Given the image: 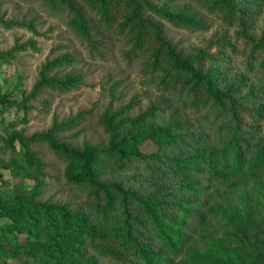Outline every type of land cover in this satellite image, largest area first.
<instances>
[{
  "label": "rangeland",
  "instance_id": "374dc122",
  "mask_svg": "<svg viewBox=\"0 0 264 264\" xmlns=\"http://www.w3.org/2000/svg\"><path fill=\"white\" fill-rule=\"evenodd\" d=\"M72 2L90 28L91 43L71 28L69 11L58 3L0 0V264L55 263L54 258L15 255L29 237L17 233L19 214L9 202L24 197L66 207L73 214L93 202L87 189L66 182L67 162L61 156L44 143L29 142L54 125L75 121L70 130L53 135L59 144L81 150L87 143L106 152L110 136L100 123L104 116L134 120L151 112L153 120L146 118L147 124L165 128L176 120L192 138H209L213 149L219 150L237 135L264 155V52L260 48L264 0H231L237 11L231 17L209 0H149L202 26L196 30L143 13L183 59L198 57L197 66L237 105L239 123L217 113L210 103L201 109L185 106L179 88L160 89L161 71L153 67L157 45L145 37L136 47L133 35L119 27L124 12L119 11L113 25L106 27L85 4ZM61 57H70L73 63L47 72L46 77L62 81L72 75L77 84L65 92L42 87L30 96L44 65ZM132 133L139 135L137 129ZM136 143L151 159L139 160L124 171L112 163L98 183L123 185L144 199L167 201L174 187V176L167 177L172 160L185 164L184 175L195 185L201 205H192L194 196L187 195L193 213L184 220L182 231L189 243L187 259L185 254L172 258L175 264H264V173L251 179L214 178L204 164L168 157L147 138L139 136ZM30 155L40 175L30 166ZM87 251L96 264H122L100 245Z\"/></svg>",
  "mask_w": 264,
  "mask_h": 264
},
{
  "label": "trees",
  "instance_id": "16d2710c",
  "mask_svg": "<svg viewBox=\"0 0 264 264\" xmlns=\"http://www.w3.org/2000/svg\"><path fill=\"white\" fill-rule=\"evenodd\" d=\"M72 1L46 0L51 5L58 3L66 7L71 15V28L81 39L91 43L90 28ZM78 1L96 13L100 24L106 27L113 25L119 11L124 12V21L119 27L127 29L133 35L136 47L140 46L145 37L153 39L157 45L153 67H158L161 71V77L157 80L160 89L179 88L178 93L185 106L201 109L210 103L216 106L217 113L227 114L231 120L239 123L237 105L218 89L211 75L197 66L200 62L198 57L183 59L165 41L159 27L145 19L143 13L147 11L173 26L187 30L202 29L201 25L181 14H171L157 8L149 0ZM209 1L215 6L219 4L220 11L227 17L237 12L234 11L235 6L231 0ZM260 48L264 52V45ZM72 63L70 57H61L44 65L39 82L30 96H35L42 87L60 92L70 90L77 84V77L68 75L61 81L48 79L46 73ZM117 117L116 114L104 116L100 121L110 136V147L106 152L87 143L82 145L81 150L59 144L53 135L70 130L75 125L73 120L54 125L47 134L29 140L44 143L52 152L61 156L67 162L66 182L87 189L93 202L87 203L84 209H78L75 214L66 207L38 204L24 197H17L9 202L8 206L15 208L19 214L17 233L29 237L24 245L14 251L15 255L54 258V264H96L88 257L87 247L100 245L114 258L122 260V264H175L172 258L184 257V254L187 259L185 249L189 243L182 231L185 228L184 220L193 213L188 209L186 198L189 194L194 196L191 201L194 206H200L201 201L198 191L194 190L195 185L189 183L184 175L185 164L180 165V161L172 160L173 169L167 177L174 176V187L170 188L172 199L167 201L144 199L123 185L98 183V179L110 165L112 167V163L124 171L139 160L151 159V156H144L140 152L136 143L139 136L153 141L158 146V151L168 157L204 164L214 178L251 179L264 173V155L255 153L249 142L241 141L237 135L228 138L219 150L213 149L215 144L211 145L209 138H192L187 129L176 120L164 128L153 122H145L146 118L153 120L151 112L134 120L116 121ZM134 129L139 131V135H133ZM23 146L28 151L25 143ZM30 166L37 174H41L32 155Z\"/></svg>",
  "mask_w": 264,
  "mask_h": 264
}]
</instances>
